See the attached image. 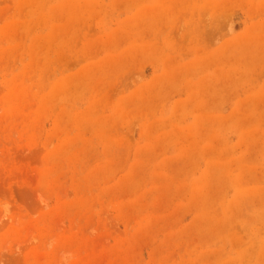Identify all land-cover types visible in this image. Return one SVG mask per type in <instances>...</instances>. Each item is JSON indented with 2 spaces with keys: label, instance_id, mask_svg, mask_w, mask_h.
Returning <instances> with one entry per match:
<instances>
[{
  "label": "rangeland",
  "instance_id": "1",
  "mask_svg": "<svg viewBox=\"0 0 264 264\" xmlns=\"http://www.w3.org/2000/svg\"><path fill=\"white\" fill-rule=\"evenodd\" d=\"M0 264H264V0H0Z\"/></svg>",
  "mask_w": 264,
  "mask_h": 264
}]
</instances>
